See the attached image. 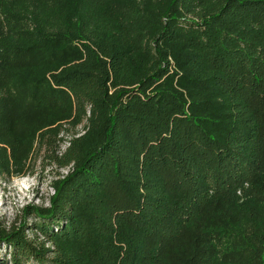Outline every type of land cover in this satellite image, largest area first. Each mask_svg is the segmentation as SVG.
Instances as JSON below:
<instances>
[{"label": "trees", "instance_id": "obj_1", "mask_svg": "<svg viewBox=\"0 0 264 264\" xmlns=\"http://www.w3.org/2000/svg\"><path fill=\"white\" fill-rule=\"evenodd\" d=\"M40 149L11 264H264V0H0V173Z\"/></svg>", "mask_w": 264, "mask_h": 264}, {"label": "rangeland", "instance_id": "obj_2", "mask_svg": "<svg viewBox=\"0 0 264 264\" xmlns=\"http://www.w3.org/2000/svg\"><path fill=\"white\" fill-rule=\"evenodd\" d=\"M67 127V126H65ZM82 134L81 125L73 132H61L58 137L61 142H56V149L62 152L66 147L70 134ZM68 168H58L53 162L46 159L42 149L33 153L25 162L21 173H0V229L14 230L25 224L23 233L29 242L35 246L51 249L52 245L45 241L34 230L32 224L36 219L30 215L29 209L48 206V198L53 193L51 182L66 174ZM25 212H28L27 215ZM10 248L0 242V264H11L8 259ZM49 256V255H48ZM25 264V263H23ZM27 264H36L34 260Z\"/></svg>", "mask_w": 264, "mask_h": 264}]
</instances>
